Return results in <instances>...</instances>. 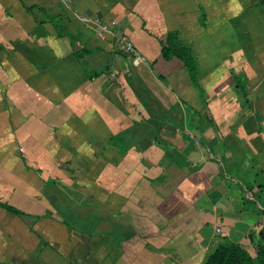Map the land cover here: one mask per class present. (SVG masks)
<instances>
[{
  "label": "crops",
  "instance_id": "1",
  "mask_svg": "<svg viewBox=\"0 0 264 264\" xmlns=\"http://www.w3.org/2000/svg\"><path fill=\"white\" fill-rule=\"evenodd\" d=\"M68 2L0 0V199L79 219L95 264H203L225 236L251 249L264 227V0ZM73 10L113 21L137 52ZM172 29L197 84L161 56Z\"/></svg>",
  "mask_w": 264,
  "mask_h": 264
},
{
  "label": "rangeland",
  "instance_id": "2",
  "mask_svg": "<svg viewBox=\"0 0 264 264\" xmlns=\"http://www.w3.org/2000/svg\"><path fill=\"white\" fill-rule=\"evenodd\" d=\"M115 28L116 34H109L114 41L118 34L129 37L125 31ZM3 195L7 196L9 192ZM9 202L12 203L10 199ZM21 208L28 210L25 206ZM31 208L34 207H29L28 214L19 216L0 207V264H95L96 241L79 239V234L73 233L70 227L71 224L80 226L79 219L72 223V218L67 217L71 223L68 226L61 222L60 217L53 220H49L51 216L39 217L41 207L34 211ZM92 227V222L83 226L88 230Z\"/></svg>",
  "mask_w": 264,
  "mask_h": 264
},
{
  "label": "trees",
  "instance_id": "3",
  "mask_svg": "<svg viewBox=\"0 0 264 264\" xmlns=\"http://www.w3.org/2000/svg\"><path fill=\"white\" fill-rule=\"evenodd\" d=\"M159 43L161 56L165 59L179 58L186 67L192 82L197 84L200 78L199 65L193 50L183 42L179 31L177 29L168 30L163 37L159 38ZM236 83L240 85L239 82L236 81ZM259 186L264 188V185L260 184ZM0 207L15 215L25 216L28 214L27 211L1 199ZM38 216L47 217L45 214ZM61 222L68 225L63 218H61ZM254 234L250 230L247 235L252 237ZM203 264H264V227L259 229L257 237L252 240L251 249L239 240H233L227 236L222 237L214 250L206 256Z\"/></svg>",
  "mask_w": 264,
  "mask_h": 264
},
{
  "label": "built area",
  "instance_id": "4",
  "mask_svg": "<svg viewBox=\"0 0 264 264\" xmlns=\"http://www.w3.org/2000/svg\"><path fill=\"white\" fill-rule=\"evenodd\" d=\"M63 3L69 7L70 4L68 2V0H63ZM74 13L77 15L78 19H80L81 21H83L84 23H94L97 26L96 29V33L98 36L100 37H105L106 34H116L115 31V23L113 21H101L98 18H92L89 15L86 14H80L77 13L75 10H73ZM115 44L117 45V47L122 50L125 53H136L137 50L133 45V42L131 41V39L125 34H118L116 35V40H115ZM217 231L219 232L220 229L217 228Z\"/></svg>",
  "mask_w": 264,
  "mask_h": 264
}]
</instances>
